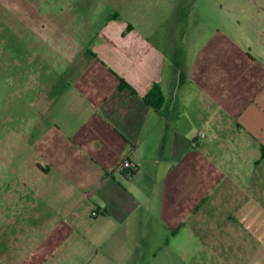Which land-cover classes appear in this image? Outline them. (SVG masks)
Returning a JSON list of instances; mask_svg holds the SVG:
<instances>
[{"label": "crops", "instance_id": "1", "mask_svg": "<svg viewBox=\"0 0 264 264\" xmlns=\"http://www.w3.org/2000/svg\"><path fill=\"white\" fill-rule=\"evenodd\" d=\"M114 21L91 42L104 69L46 100L56 121L30 122L43 146L20 186L46 209L17 234L14 264H264V74L239 88L207 74L195 104L178 58ZM65 39L63 55L82 54ZM71 58L54 60L59 76ZM131 149L134 175L115 173Z\"/></svg>", "mask_w": 264, "mask_h": 264}, {"label": "rangeland", "instance_id": "2", "mask_svg": "<svg viewBox=\"0 0 264 264\" xmlns=\"http://www.w3.org/2000/svg\"><path fill=\"white\" fill-rule=\"evenodd\" d=\"M113 19L116 28L125 26L124 31L118 28L119 36H129L135 28L161 54L178 58L179 74L187 77L184 87L195 104L194 85L207 74L225 76L229 88L241 87L237 75L264 74V0H0L2 263L23 258L16 254L17 234L25 233L46 209L42 197L33 199L20 186L28 175L30 152L43 146L39 128L30 122L56 121L54 112H46V102L63 87L104 69L91 53V42ZM61 38L80 39L82 54L73 57L78 51L72 47L63 55ZM65 55L72 57V64L59 76L53 62Z\"/></svg>", "mask_w": 264, "mask_h": 264}, {"label": "trees", "instance_id": "3", "mask_svg": "<svg viewBox=\"0 0 264 264\" xmlns=\"http://www.w3.org/2000/svg\"><path fill=\"white\" fill-rule=\"evenodd\" d=\"M120 79V88L129 87L126 82ZM144 101L151 106H159L163 102V95L162 91L159 86L154 85L151 91L144 97ZM135 169L131 172L132 175H134Z\"/></svg>", "mask_w": 264, "mask_h": 264}, {"label": "built area", "instance_id": "4", "mask_svg": "<svg viewBox=\"0 0 264 264\" xmlns=\"http://www.w3.org/2000/svg\"><path fill=\"white\" fill-rule=\"evenodd\" d=\"M206 135L204 133H201L199 135V138L204 139ZM135 156L134 149H131L128 154L125 156L123 163L117 167V169L114 171L115 173H124L126 177L132 176L131 172L134 170L133 166V160Z\"/></svg>", "mask_w": 264, "mask_h": 264}]
</instances>
